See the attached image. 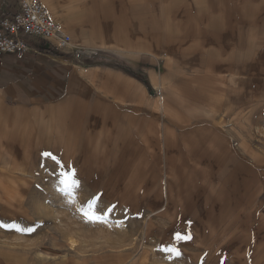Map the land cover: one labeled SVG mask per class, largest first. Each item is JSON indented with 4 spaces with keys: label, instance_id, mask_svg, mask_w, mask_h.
<instances>
[{
    "label": "crops",
    "instance_id": "0c3cea01",
    "mask_svg": "<svg viewBox=\"0 0 264 264\" xmlns=\"http://www.w3.org/2000/svg\"><path fill=\"white\" fill-rule=\"evenodd\" d=\"M42 2L74 47L106 50L118 58L87 57L79 64L53 39L35 36L26 38L25 52H0L2 166L18 153L28 157L43 150L46 139L85 143L88 161L111 152L115 137L120 138L115 184L130 179L159 184L168 167L176 173L186 169L180 179L200 183L198 178L231 162L235 168L250 165V157H238L250 153L249 142L239 143L237 136L240 127L264 122V0ZM18 9L19 0H0V20ZM122 154L134 161L137 176L127 175ZM258 187L264 189V182ZM137 207L167 218L147 226L149 248L138 255L126 250L97 256L96 263L128 264L133 257L137 264L175 263L174 220L155 207ZM187 244L182 250L190 263L210 258L208 242ZM218 245L210 248L217 262L250 259V249L239 253V247Z\"/></svg>",
    "mask_w": 264,
    "mask_h": 264
},
{
    "label": "rangeland",
    "instance_id": "374dc122",
    "mask_svg": "<svg viewBox=\"0 0 264 264\" xmlns=\"http://www.w3.org/2000/svg\"><path fill=\"white\" fill-rule=\"evenodd\" d=\"M257 124L238 129L239 143L250 144V153L242 151L238 157H250L246 159L250 165L235 168L231 162L217 174L198 178L200 183L180 179L186 169L176 173L169 167L162 169L163 174L171 170L174 176L159 184L131 183L132 179L112 183L119 137L111 138V152L94 154L88 161L85 143L49 139L43 150L28 157L13 155L7 167L0 163V264H98L97 256L113 252L130 250L138 255L151 245L147 226L167 219L157 212L136 211L142 204L155 207L158 214L165 211L174 220V264H195L184 258L182 249L197 239L209 244L210 258L204 264H231L211 257L210 248L218 244L225 250L239 247V253L250 249V259L238 264H264V189L258 187L264 182V122ZM129 157L122 154L120 161L129 167L127 175L135 177L140 172ZM62 172L78 181L71 193L62 190ZM85 212L102 219H89ZM136 262L133 257L128 264Z\"/></svg>",
    "mask_w": 264,
    "mask_h": 264
},
{
    "label": "built area",
    "instance_id": "2783aa9c",
    "mask_svg": "<svg viewBox=\"0 0 264 264\" xmlns=\"http://www.w3.org/2000/svg\"><path fill=\"white\" fill-rule=\"evenodd\" d=\"M30 36L53 39L58 50L71 53L79 64H84L87 57L113 55L106 50L74 47L69 36L61 32L60 25L51 18L42 0H19V9L13 16L0 20V52L27 51L26 38Z\"/></svg>",
    "mask_w": 264,
    "mask_h": 264
},
{
    "label": "snow or ice",
    "instance_id": "6c2138e0",
    "mask_svg": "<svg viewBox=\"0 0 264 264\" xmlns=\"http://www.w3.org/2000/svg\"><path fill=\"white\" fill-rule=\"evenodd\" d=\"M46 155H48V154H46ZM54 159V158H53ZM71 175L72 174H70V173H61V176L63 177V179H61V184H63L64 185V188L62 189L63 191H67V192H69V193H71V191H72V189L74 188V187H76V186H78V181H76V180H74V179H71L70 177H71ZM95 199V198H94ZM92 203H93V201H89V207H91V205H92ZM85 214V216H87L89 219H102V217H100V216H96V215H94V214H90V213H88V212H85L84 213ZM177 236H178V238H183V239H188L189 237H179V234H177ZM173 251H175L174 249H173ZM178 254V253H177Z\"/></svg>",
    "mask_w": 264,
    "mask_h": 264
},
{
    "label": "bare ground",
    "instance_id": "6f19581e",
    "mask_svg": "<svg viewBox=\"0 0 264 264\" xmlns=\"http://www.w3.org/2000/svg\"><path fill=\"white\" fill-rule=\"evenodd\" d=\"M43 1V0H42ZM45 1V0H44ZM44 3V2H43ZM46 7V6H45ZM7 164V163H6ZM236 175H238V173H236ZM166 176H174V173H173V171H171V170H166ZM236 178H238V177H236ZM225 179H228V178H225ZM226 183H227V181H226ZM233 183H235V181L233 182ZM237 183V182H236ZM227 185V184H226ZM229 185V184H228ZM233 185V184H232ZM236 185V184H235ZM223 187H224V185H223ZM224 192V191H223ZM221 196H223V194L221 195ZM94 261V260H93Z\"/></svg>",
    "mask_w": 264,
    "mask_h": 264
},
{
    "label": "trees",
    "instance_id": "16d2710c",
    "mask_svg": "<svg viewBox=\"0 0 264 264\" xmlns=\"http://www.w3.org/2000/svg\"><path fill=\"white\" fill-rule=\"evenodd\" d=\"M141 79H142L143 83H144L148 88H150V86H149L148 82L146 81V79H145V78H141Z\"/></svg>",
    "mask_w": 264,
    "mask_h": 264
}]
</instances>
